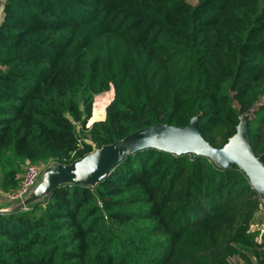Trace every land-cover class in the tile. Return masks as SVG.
I'll return each mask as SVG.
<instances>
[{"label": "trees", "instance_id": "16d2710c", "mask_svg": "<svg viewBox=\"0 0 264 264\" xmlns=\"http://www.w3.org/2000/svg\"><path fill=\"white\" fill-rule=\"evenodd\" d=\"M113 89L97 109L96 96ZM264 0H5L0 189L26 160L72 163L143 127L187 125L222 147L249 114L264 153ZM94 116H106L88 125ZM92 119V118H91ZM247 174L144 148L96 186L0 211V264H264Z\"/></svg>", "mask_w": 264, "mask_h": 264}, {"label": "water", "instance_id": "95a60500", "mask_svg": "<svg viewBox=\"0 0 264 264\" xmlns=\"http://www.w3.org/2000/svg\"><path fill=\"white\" fill-rule=\"evenodd\" d=\"M248 119L247 113L240 116L236 132L222 147L212 145L202 135V113L194 115L184 126L157 123L143 127L72 163L50 162L31 191L22 200L1 211H13L41 201L59 185L96 186L124 158L144 148H156L177 155L204 156L223 169L237 166L247 174L259 195L264 196V153L256 154L251 145Z\"/></svg>", "mask_w": 264, "mask_h": 264}, {"label": "built area", "instance_id": "2783aa9c", "mask_svg": "<svg viewBox=\"0 0 264 264\" xmlns=\"http://www.w3.org/2000/svg\"><path fill=\"white\" fill-rule=\"evenodd\" d=\"M4 2L5 0H0V23L3 20ZM43 167V164H37L26 160L25 170L19 176L20 182L18 188L16 191L8 193V196L12 199V201L22 200L31 191V189L37 184ZM261 199L264 200V196H260V206L264 210V203H262ZM251 230L257 232L256 241L261 243L264 239V217L261 221L252 224Z\"/></svg>", "mask_w": 264, "mask_h": 264}, {"label": "rangeland", "instance_id": "374dc122", "mask_svg": "<svg viewBox=\"0 0 264 264\" xmlns=\"http://www.w3.org/2000/svg\"><path fill=\"white\" fill-rule=\"evenodd\" d=\"M188 2H190V3H192V4H196L197 2H198V0H187ZM113 96H114V91H113V89H110L109 91H107V92H105V93H102V94H99V95H97L96 96V99H95V101H94V103H93V110H94V107H95V103H96V101H104V104L105 103H107L106 104V107H107V105L110 103V101L113 99ZM260 103H264V95H262L261 97H260V101H259ZM97 106H98V108L97 109H103V110H105L106 111V108L105 107H102V106H104V105H102V104H100L99 105V102L97 103ZM93 110H92V119L90 118L89 119V121H88V125H91L94 121H96V120H102V119H104L105 118V116H106V113H105V115L104 116H102V115H99V116H94V112H93ZM43 165H44V167H43V170L45 169V167L46 166H48L49 165V163H42ZM24 168H25V165H24ZM43 170H42V173H43ZM42 173H41V175H40V177H39V179H38V182H39V180L41 179V176H42ZM22 174V173H21ZM20 174V175H21ZM19 175V176H20ZM262 200V203H264V200L263 199H261ZM18 201H20V200H16V201H12V199L8 196V193L7 192H4V191H2L1 189H0V211L2 210V209H4V208H6L7 206H10V205H12V204H14V203H17ZM263 206H264V204H263Z\"/></svg>", "mask_w": 264, "mask_h": 264}, {"label": "bare ground", "instance_id": "6f19581e", "mask_svg": "<svg viewBox=\"0 0 264 264\" xmlns=\"http://www.w3.org/2000/svg\"><path fill=\"white\" fill-rule=\"evenodd\" d=\"M99 102V105L102 104V105H105L107 103L104 104V101H96V104Z\"/></svg>", "mask_w": 264, "mask_h": 264}]
</instances>
